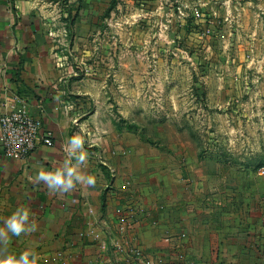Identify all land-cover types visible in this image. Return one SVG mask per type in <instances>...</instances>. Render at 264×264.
Listing matches in <instances>:
<instances>
[{
    "label": "crops",
    "instance_id": "0c3cea01",
    "mask_svg": "<svg viewBox=\"0 0 264 264\" xmlns=\"http://www.w3.org/2000/svg\"><path fill=\"white\" fill-rule=\"evenodd\" d=\"M169 2L0 0V119L25 107L54 142L21 160L0 144V264H264V167L213 164L115 96L133 87L112 77L159 72L112 28L188 23Z\"/></svg>",
    "mask_w": 264,
    "mask_h": 264
},
{
    "label": "rangeland",
    "instance_id": "374dc122",
    "mask_svg": "<svg viewBox=\"0 0 264 264\" xmlns=\"http://www.w3.org/2000/svg\"><path fill=\"white\" fill-rule=\"evenodd\" d=\"M187 1L186 9L180 0L168 4L177 9L172 17L188 23L161 29L115 23L118 51L131 53L133 67L145 63L159 72L112 77L114 85L125 79L134 89L124 96L116 88L115 96L136 110L145 100L146 118L171 121L213 164L258 171L264 167V0Z\"/></svg>",
    "mask_w": 264,
    "mask_h": 264
},
{
    "label": "built area",
    "instance_id": "2783aa9c",
    "mask_svg": "<svg viewBox=\"0 0 264 264\" xmlns=\"http://www.w3.org/2000/svg\"><path fill=\"white\" fill-rule=\"evenodd\" d=\"M0 144L7 157L21 160L33 153L39 145L52 147L54 142L51 137L41 135L39 125L23 107L3 113L0 119ZM260 172L264 174V168Z\"/></svg>",
    "mask_w": 264,
    "mask_h": 264
}]
</instances>
